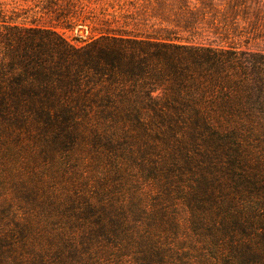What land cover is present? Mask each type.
I'll use <instances>...</instances> for the list:
<instances>
[{
    "label": "trees",
    "instance_id": "obj_1",
    "mask_svg": "<svg viewBox=\"0 0 264 264\" xmlns=\"http://www.w3.org/2000/svg\"><path fill=\"white\" fill-rule=\"evenodd\" d=\"M132 6L150 32L102 20L79 45L0 21V150L46 183L7 171L0 264H264V0Z\"/></svg>",
    "mask_w": 264,
    "mask_h": 264
},
{
    "label": "rangeland",
    "instance_id": "obj_2",
    "mask_svg": "<svg viewBox=\"0 0 264 264\" xmlns=\"http://www.w3.org/2000/svg\"><path fill=\"white\" fill-rule=\"evenodd\" d=\"M137 1L139 4H142V0ZM133 2L134 0H0V21L3 20L7 23L25 28L53 29L59 35L65 38L70 44L79 45L77 40H79V38L84 39L88 35V32L90 31L88 28H102L99 27L100 21L102 20H107L110 24V28L112 29L124 28L125 30L133 33L145 31L150 32L149 28H147L149 25L144 28V26H140V24L143 23V20H147L146 22L148 24H152L156 22V18L152 17L149 11H147L148 13L145 14L146 19L143 16H131L134 10V7L132 6ZM68 16L77 18L79 24L82 26H79V24L76 26L68 25L70 27L73 26V28L71 30H67L60 25H57L56 19H61ZM129 18H136V20ZM134 24L138 25V27H134ZM91 134V132H84L83 134H80L82 140H84L83 143H81V147L85 146V148L81 149L82 155L78 156L80 162L77 161V164L75 163L77 167V173L82 175L89 173V175L86 176H91V174H93V172H90L91 167L88 164L90 162V157H92V151L89 149L90 144H88V141L86 140V138H89ZM107 135L111 134L109 133ZM113 135V139L117 141V137L120 135V133H114ZM0 142L2 144L4 143V141ZM115 144L119 143L116 142ZM32 151L31 153L34 154ZM21 153H23V158L22 155L19 154V159L9 161L5 159V151L0 150V165L2 166L0 168V206H4V203L7 202V199H9L10 186L8 179L6 180L8 177L7 171H12L14 173L13 178L19 180V183L26 184V186H28V184L33 185V183L41 184L43 186V190L46 191V183H41V179L43 177L38 170V166L32 167L33 172L30 174V159L29 157L25 158L26 156L23 150ZM63 158L64 155L58 154L56 161H60L62 166L65 167L62 168L60 166L63 171L65 169L69 170V168H67L68 164L72 165L73 163L66 162L63 165L65 162L62 161ZM39 167L44 168L41 169V172L46 175L43 164L39 165ZM34 170L37 172H34ZM56 170L59 171V168ZM70 171L71 170L64 171L66 172L65 177H70ZM84 172L85 174H83ZM127 174L128 173L125 172L123 177H125ZM51 183L55 186H58V188H61L62 186V182L57 184L52 181ZM129 187L130 185H127V189H129ZM125 193L127 195V193L132 192L125 191ZM134 194L137 198L141 199L143 202H146V200L149 199V196L154 193L151 188L146 186L145 183H142L139 191H135ZM125 200H127V198ZM17 215L19 216V214ZM183 219L184 217H180V222L183 221ZM188 264H200V261L193 258Z\"/></svg>",
    "mask_w": 264,
    "mask_h": 264
}]
</instances>
